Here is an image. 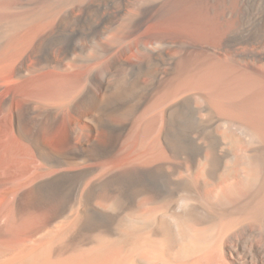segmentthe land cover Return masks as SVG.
I'll return each mask as SVG.
<instances>
[{
  "label": "bare ground",
  "instance_id": "obj_1",
  "mask_svg": "<svg viewBox=\"0 0 264 264\" xmlns=\"http://www.w3.org/2000/svg\"><path fill=\"white\" fill-rule=\"evenodd\" d=\"M198 48L264 73V0H0V264H264V78L173 99Z\"/></svg>",
  "mask_w": 264,
  "mask_h": 264
},
{
  "label": "rangeland",
  "instance_id": "obj_2",
  "mask_svg": "<svg viewBox=\"0 0 264 264\" xmlns=\"http://www.w3.org/2000/svg\"><path fill=\"white\" fill-rule=\"evenodd\" d=\"M188 18L189 17L186 18L185 14L179 15L177 17L173 15L172 17L171 15L166 17L162 16L160 18L159 23L149 28V30L147 31V38L152 40L155 39L156 34L159 35L161 32L162 33L165 31L167 32V30L175 31V28L181 27L182 24L185 23L188 24V22L186 21L189 20ZM131 51L128 52V54L126 55L128 59H131L133 57V53ZM180 57L182 60L184 59L188 60V68L190 70L186 76H184L181 80L175 83L174 90L170 94V96L173 99L185 98V97L194 98V99H198L201 97L206 98L209 97L210 95H214L217 92L226 93L228 95H231L232 98H236V97L240 98V96L243 98L247 96V94L250 95L252 94L251 92H254V88L252 87L258 84V77L259 79L264 78L263 76L264 73L259 68H252L243 63L228 65L226 55L223 53L213 54L212 52L205 51L202 48L201 49L198 48L196 50H189L186 52L183 51L181 52ZM254 80L257 83H255ZM252 83L253 86L251 85ZM72 84L73 85L66 88V94L68 93L67 95L70 96L69 98H72L71 96L77 94V92L81 88L80 86L82 85V83H80L79 80L78 81L76 80V82ZM43 87L46 88L47 85L44 84ZM55 104L58 106L62 103L61 101L53 102V105ZM201 111H200V115L204 113L201 116L202 117L205 116L207 111L206 110L204 111L201 110ZM82 124L83 122L81 120L77 123V128L79 130L82 127ZM70 127H71L70 123L68 122L66 127L68 130L65 131L62 140H59L56 137L57 140L59 141L57 143L51 140L50 138L46 139L44 141L45 146L48 145L47 147L51 148L52 151L54 150L53 152L55 154H60V155L67 154L70 152V150H74V148L78 149L81 142L80 136L78 134L79 132L74 131L73 128L70 129ZM6 140L7 141L4 142L2 147L3 148L2 155H26L23 151H20L19 149L14 147L11 144L12 142L10 141V139H6ZM131 144L133 145L134 143H129L130 146L129 151L130 149L132 150L134 146V145L132 146ZM119 146H121L122 149V139H119L118 147ZM123 152H124L123 154L127 155L128 149H124ZM123 154L121 151L120 155Z\"/></svg>",
  "mask_w": 264,
  "mask_h": 264
}]
</instances>
